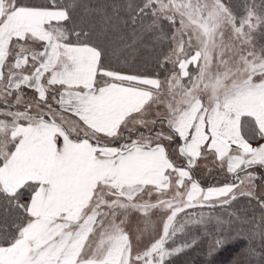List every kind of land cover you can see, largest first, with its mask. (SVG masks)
Returning a JSON list of instances; mask_svg holds the SVG:
<instances>
[{"label": "snow or ice", "instance_id": "obj_1", "mask_svg": "<svg viewBox=\"0 0 264 264\" xmlns=\"http://www.w3.org/2000/svg\"><path fill=\"white\" fill-rule=\"evenodd\" d=\"M198 249L264 264V0H0V264Z\"/></svg>", "mask_w": 264, "mask_h": 264}, {"label": "trees", "instance_id": "obj_2", "mask_svg": "<svg viewBox=\"0 0 264 264\" xmlns=\"http://www.w3.org/2000/svg\"><path fill=\"white\" fill-rule=\"evenodd\" d=\"M205 179L208 184H213V180H210L209 177H205ZM241 203L242 204L247 203L246 199L242 198ZM257 243H259V241H257ZM182 259L188 261L189 264H203L205 257L203 255V252L198 249L194 252H190L188 256L183 257Z\"/></svg>", "mask_w": 264, "mask_h": 264}, {"label": "rangeland", "instance_id": "obj_3", "mask_svg": "<svg viewBox=\"0 0 264 264\" xmlns=\"http://www.w3.org/2000/svg\"><path fill=\"white\" fill-rule=\"evenodd\" d=\"M213 175H215V179H213ZM205 177H209L210 180H213V184H216L217 182H221L224 181L225 179V174L224 173H206ZM229 179H231V177H228ZM154 220L157 219L156 217L153 218Z\"/></svg>", "mask_w": 264, "mask_h": 264}]
</instances>
